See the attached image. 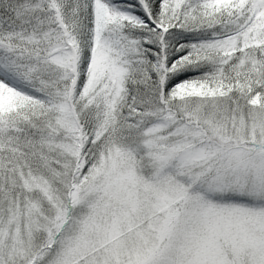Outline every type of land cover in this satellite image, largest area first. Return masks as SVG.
<instances>
[{"label": "snow or ice", "instance_id": "1", "mask_svg": "<svg viewBox=\"0 0 264 264\" xmlns=\"http://www.w3.org/2000/svg\"><path fill=\"white\" fill-rule=\"evenodd\" d=\"M0 264H264V0H0Z\"/></svg>", "mask_w": 264, "mask_h": 264}]
</instances>
